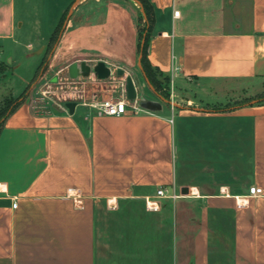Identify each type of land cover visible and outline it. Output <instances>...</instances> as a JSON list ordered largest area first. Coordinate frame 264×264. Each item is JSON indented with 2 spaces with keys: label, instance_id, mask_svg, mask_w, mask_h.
<instances>
[{
  "label": "crops",
  "instance_id": "crops-1",
  "mask_svg": "<svg viewBox=\"0 0 264 264\" xmlns=\"http://www.w3.org/2000/svg\"><path fill=\"white\" fill-rule=\"evenodd\" d=\"M145 3L149 63L206 105L20 101L0 124V264H264V101L207 105L264 80V0ZM147 22L136 0H0V79L88 57L140 69Z\"/></svg>",
  "mask_w": 264,
  "mask_h": 264
},
{
  "label": "rangeland",
  "instance_id": "rangeland-1",
  "mask_svg": "<svg viewBox=\"0 0 264 264\" xmlns=\"http://www.w3.org/2000/svg\"><path fill=\"white\" fill-rule=\"evenodd\" d=\"M141 22L142 19L140 20V23ZM3 59L8 62L7 57L5 58L4 56ZM96 59V57H88L85 62L92 67ZM152 70L155 72V68ZM23 74L28 81H31L36 74V69H29L28 71H22L21 69L16 70L11 79L10 87L7 86V84H9L8 80L0 79V122L3 115L7 114L10 109V107L7 109L5 106L8 103L11 104L12 101L11 106L18 101H25L28 102L37 113H46L56 109L68 108L67 103H76V98L81 100L84 98L82 101H85V99L88 101L91 99L90 97L95 96L96 99H100L101 96L110 92L112 93L111 96L120 97L122 95V87L125 88L127 76H132L134 80L140 100L139 104L142 100L151 103L158 102L160 98L159 95H161L166 99L174 101L175 104L181 102L191 106L206 105L204 102L205 99L199 100L203 98V96L199 95L196 89L179 92L176 87L173 89L170 76L167 77L166 74L159 71L155 74V83L149 78V82H147L145 75L146 77L148 76L146 73L144 75L141 68L136 70L124 69L123 76H119L117 70L114 69L112 75L106 79H99L95 75L90 76L89 73L82 74L83 78L75 81V78L69 75L68 66L60 68L58 64H55L53 67H49L47 64L44 70L38 71L27 87ZM232 86H234V89H232ZM215 90L217 91L215 94L218 96L217 100L219 101H213L212 104L207 103V105L212 107H228L264 97V80L257 82L253 81L252 83L238 82L233 85L218 84V86L213 87L209 91L213 93ZM10 93L16 95L21 93L19 96L21 99L19 100V98L9 96ZM189 99L192 100L189 101ZM184 100L187 101L184 102Z\"/></svg>",
  "mask_w": 264,
  "mask_h": 264
},
{
  "label": "water",
  "instance_id": "water-1",
  "mask_svg": "<svg viewBox=\"0 0 264 264\" xmlns=\"http://www.w3.org/2000/svg\"><path fill=\"white\" fill-rule=\"evenodd\" d=\"M136 1L142 5L140 0H136ZM139 66H140L141 70L143 71V73L145 75V72L142 69V64L140 63ZM91 70L93 71L95 76L98 77L99 79L109 78L112 75V73H113L112 68L110 66H108L105 63V61L100 60V61L94 63L92 65V67H90L85 61L81 62V64H78L77 62H74V63L71 64V66L69 68V75L71 77L75 78V77L78 76V74L80 72H82V74H88V73H90ZM117 73H118L119 76H123L124 75V69L119 68L117 70ZM145 78H146L147 82H149L148 81V77H146V75H145ZM125 90H126L127 97L129 99H136L137 98L138 93H137L136 86H135V83H134V80H133L132 76H127L126 84H125ZM262 99H264V98L254 99V100L251 101V103L258 102V101H260ZM169 101L171 103L175 104L172 100H169ZM140 104L143 107H146V108L154 107L153 102L152 103L151 102H147V101L145 102V101L142 100ZM75 105H76L75 102H68L67 103V107H68V109H69V111L71 113L74 112ZM183 191L186 192L187 191L186 188L183 189Z\"/></svg>",
  "mask_w": 264,
  "mask_h": 264
},
{
  "label": "built area",
  "instance_id": "built-area-1",
  "mask_svg": "<svg viewBox=\"0 0 264 264\" xmlns=\"http://www.w3.org/2000/svg\"><path fill=\"white\" fill-rule=\"evenodd\" d=\"M175 15L179 14V10H176L174 12ZM118 70V68H114ZM112 69V71L114 70ZM92 107L96 108L99 113L106 114V115H122L128 112L129 107L133 111H139L143 110L142 106L136 99H129L126 94L121 95L120 97L115 96H109L107 98H104L94 104L91 105ZM251 194H261L262 188L257 186H251L249 189ZM166 189L164 187H161L157 191L158 196H165ZM176 196V195H172ZM16 204H14L15 206ZM148 207L152 209H158V202L156 200L150 199L148 200Z\"/></svg>",
  "mask_w": 264,
  "mask_h": 264
},
{
  "label": "trees",
  "instance_id": "trees-1",
  "mask_svg": "<svg viewBox=\"0 0 264 264\" xmlns=\"http://www.w3.org/2000/svg\"><path fill=\"white\" fill-rule=\"evenodd\" d=\"M144 6V9H145V13H146V18H147V27L144 26L141 31L144 32L145 31V34L141 36V39L144 40L142 46H141V53H142V58H141V62H142V65H143V69L145 71V73L147 74L148 78L153 82L155 83V74L157 71H159L158 69L155 68V72L152 65L149 63L148 59H147V39H148V29H149V21H150V14H149V9H148V6L147 4L145 3V0H140ZM56 39V36H54L52 38V41H55ZM160 72V71H159ZM162 73V72H161ZM168 77V75H166ZM11 101V100H10ZM261 101H264V99H262ZM13 102V101H12ZM11 102V104H12ZM11 104H7L5 106V108L7 107V109L10 107L9 111H12L18 104H19V101L16 102L13 106H11ZM7 114L3 115V118L6 116ZM2 116V115H1ZM1 124V122H0Z\"/></svg>",
  "mask_w": 264,
  "mask_h": 264
}]
</instances>
